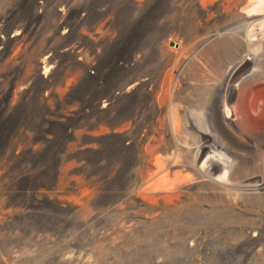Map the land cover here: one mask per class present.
<instances>
[{"label":"rangeland","instance_id":"obj_1","mask_svg":"<svg viewBox=\"0 0 264 264\" xmlns=\"http://www.w3.org/2000/svg\"><path fill=\"white\" fill-rule=\"evenodd\" d=\"M114 2L0 0V264H264V0Z\"/></svg>","mask_w":264,"mask_h":264},{"label":"bare ground","instance_id":"obj_2","mask_svg":"<svg viewBox=\"0 0 264 264\" xmlns=\"http://www.w3.org/2000/svg\"><path fill=\"white\" fill-rule=\"evenodd\" d=\"M254 1L255 0H115L114 7L110 5L113 7L112 12L117 15V23L121 27H124L126 18L130 17L131 14L144 16L145 19L150 18L152 20L156 16L166 14V16L169 17L167 22L177 24L178 28L188 25L191 21V16L195 17V26L197 28H203L210 23H212V25L219 23L222 26L219 25V28L212 34L214 40L224 38L225 35H230V31L235 29V26L241 18L250 12ZM179 47H181L180 42L178 43V49L175 50L174 53L180 52ZM243 86L244 83L238 81L237 84H231L230 89L232 92H236L237 90L241 91ZM116 99L117 97L112 95L109 101L113 102ZM101 114L106 115L107 111L102 110ZM216 120L220 121L218 118Z\"/></svg>","mask_w":264,"mask_h":264}]
</instances>
